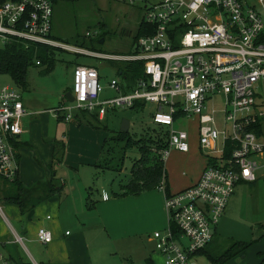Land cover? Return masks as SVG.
Segmentation results:
<instances>
[{
  "label": "built area",
  "instance_id": "built-area-1",
  "mask_svg": "<svg viewBox=\"0 0 264 264\" xmlns=\"http://www.w3.org/2000/svg\"><path fill=\"white\" fill-rule=\"evenodd\" d=\"M144 2L142 22L149 32L136 39L134 51L128 54L92 51L51 36L53 0L0 2V48L12 40H22L101 59L141 62L143 72L134 91L104 100L100 99L103 86L99 70L77 64L72 88L75 99L54 112H64V118L71 120L76 110L103 116L107 107L152 102L156 106L153 123L166 127L169 136L168 148L160 151L163 158L173 148L181 152L190 149L189 133L177 123L199 120L200 147L211 163L195 184L175 193L167 192L166 179L162 178L157 188L166 193L168 226L156 230L151 239L165 264H200L199 253L212 242L214 227L236 186L256 181L264 169V100L260 101L264 85V0ZM110 87L121 90L117 79ZM219 112L222 127L217 124ZM25 113L21 93L8 85L1 87L0 174L8 181L19 175L14 141L23 132ZM38 239L49 243L53 234L41 227Z\"/></svg>",
  "mask_w": 264,
  "mask_h": 264
},
{
  "label": "rangeland",
  "instance_id": "rangeland-1",
  "mask_svg": "<svg viewBox=\"0 0 264 264\" xmlns=\"http://www.w3.org/2000/svg\"><path fill=\"white\" fill-rule=\"evenodd\" d=\"M154 1L147 0V2ZM144 5V0H133L132 2L131 0H75L73 2L59 0L54 8V33L58 36V41L69 45L92 51L101 50L110 54H128L134 51L135 36L144 15ZM88 32L90 35H87ZM102 38H104V42L101 43L100 40ZM55 58V66L49 71H47V63L31 65L27 72L25 86L17 85L7 73L0 74V88L5 85L16 87L22 93L24 100L28 98L34 103L33 110L57 108L60 105L61 99L62 101L64 99L63 95L70 92L67 91L68 88H72L73 86L74 70L77 64L98 68L101 73V84L103 86V91L100 93L101 100L113 99L121 93H132L136 86L135 77L133 74H130L128 78L131 87L130 89L126 87V75L119 69V63L116 60H105L61 49H56ZM43 71L47 73H43ZM115 78L118 80L120 87L124 89L121 92L110 87V82ZM260 92L263 95V98L260 99L262 101L264 100V85L261 86ZM143 104L144 107L140 108L127 106L107 107L103 121L98 120V115L97 120H87L91 125H86L87 128L89 126L88 131H91V133L100 131L102 135L105 134L107 137H110L112 134H114L113 136H118V131H121L123 120L127 119L130 121L129 134L134 138H139L143 129L148 128H151L153 134L164 136L166 127L154 124L152 120V114L156 108L155 104L152 102H143ZM194 120H183L180 124L177 123L178 128L186 129L189 133L191 148L187 154H183L177 149H172L173 151L166 166L171 178L176 183L187 181L196 168V161L199 160V158H195L193 155L197 152L195 149L200 147H197V121ZM37 121L48 126L47 132L49 136H54L56 133L57 123L66 124L65 121H58L51 113H47V115L43 116V119L39 118ZM223 123V115L219 112L217 124L222 127ZM226 126L230 127V124L227 123ZM88 131L86 132L88 136L86 134L83 136L86 146L84 143L80 145L81 147L69 149L67 143H65V146L60 142L56 143L57 145L55 144L56 146L60 144L55 153L57 150L60 151V154L63 152L64 156L62 155V157H64L67 164L66 166L60 165L61 167L57 165L55 170L58 168V171L60 170L64 173L68 171L69 177H65L66 180L72 183L75 180L76 183L79 182V184L82 183V185L84 184L89 189L92 188L91 193L86 189L87 192L84 194L81 191L78 192L80 188H76V193L72 196L70 195L71 199L76 201V210L80 212H76L75 217L81 220L93 217L94 214L90 213V208L98 204V199L101 196L104 199V195H100L99 192L103 194L106 191L105 188L111 196L115 192L118 195H123L124 189L120 187V184L129 182L132 165L135 159L140 157V152L135 148L123 151L124 157L122 153L116 154L112 166L117 169L105 168V162H102V160L97 162L96 166L86 162H78L84 156L88 160L87 155L93 154L94 149L90 145V142L93 141ZM59 141H64L63 137L59 138ZM47 142V144L40 143L41 146L36 144V146L21 150L20 164L21 160L22 163L25 162L24 169H27L28 165L36 169H48V171L52 169L51 163L45 162V155L41 154V150H49L47 147L50 141L47 140ZM123 144L124 141L113 140L111 138L108 146L109 148L120 147ZM203 155L205 154L203 153ZM106 156L110 157L109 154ZM69 162H76V165L73 168L68 167L69 165L71 166ZM52 163L55 164L57 162L53 159ZM75 174L81 175V177H72ZM259 174L260 178L257 182H244L237 185L235 193L227 205L228 210L225 209L227 211H224L219 223L214 227L215 236L208 246V249H211L214 256L222 255L234 243H251L244 251L238 252L224 264H264V169ZM82 198H85V206L89 208L85 211V214H82ZM154 202V200L150 201L149 204L141 203L140 201L138 203L134 202L132 208L135 211L134 213L131 212L132 222H129L124 217V212H122L123 217H116L121 210V205L110 216L102 213V216L104 215L106 220L116 217L114 219L115 230H112V234H114L116 239H113V237L110 241L108 238L110 235H107L108 232H105L104 229L100 230L103 233L101 237L89 238L90 244L92 246L95 245V249H102L108 255H105V259L101 258L97 261L94 259L96 262H100L97 264H105V261H111V264H154V262L156 264H165L162 255L156 250L154 242H148L149 233L152 236L156 230H164L168 226L166 217L164 223L160 225L162 216ZM0 208L2 209L0 216L3 219H5L4 216H7L9 220H12L4 201L1 199ZM12 223L14 222L12 221ZM97 232L100 234L99 231ZM132 232H135L137 235H129ZM23 241L28 250L29 248L31 250L28 241L25 239ZM1 243L0 241V247ZM1 252L4 253L5 257V252ZM34 259L36 261L40 260L35 255ZM198 260L200 264H217L211 261L205 254L200 255Z\"/></svg>",
  "mask_w": 264,
  "mask_h": 264
},
{
  "label": "crops",
  "instance_id": "crops-1",
  "mask_svg": "<svg viewBox=\"0 0 264 264\" xmlns=\"http://www.w3.org/2000/svg\"><path fill=\"white\" fill-rule=\"evenodd\" d=\"M55 4L56 3H54V8H55ZM54 25H55V9L53 16L52 35L54 38L57 39L58 36L54 33ZM97 51H101V50H97ZM105 60H110V59H105ZM125 79L127 82V84L125 83V85L127 88H129V85L131 86L130 80L128 77H125ZM15 89L17 88L15 87ZM122 90L124 89L121 88L120 92ZM67 91L72 92L71 88H68ZM124 94H129V93L127 92L121 93L120 95H124ZM21 97L26 113L22 118L23 132L15 140V144H17V148H16L17 153L19 155L18 157L19 163L21 159V150H23L24 148L36 146V144L40 145V143L47 144L48 143L47 140H48L50 141L49 146L47 147L49 148V150L48 151L41 150V154L45 155L44 157L45 162L49 164L51 163L52 169H50L49 171L48 169H44V170L36 169L31 165H28L27 169L26 168L24 169L25 162L22 163L21 160V164H20L21 170L19 171L18 178L25 186L30 187L40 180H46L51 177H54L53 183L59 189V193L56 196H53L47 200L42 201L36 207L30 210L27 214H23L21 212V208L19 207V205L9 202L5 200L2 196H0V199L4 201L6 205V209L12 219L9 220L7 216H4L5 219H3L0 216V241L2 242L0 249L1 251L5 252V257H4V253L0 251L1 252L0 264H97L100 263L96 261L100 260L101 258L105 259V257L108 255L106 254V251H103L102 249H95L94 248L95 245L92 246L90 244L89 238L98 237V236L101 237L103 233L100 232V230L104 229L105 232H108L107 235H110L108 238L111 241V239L114 237V234H112V230L113 229L115 230L114 219L116 217H123L122 212H124V217L129 222L133 221L131 212L134 213L135 211V209L132 208L134 202L138 203L140 201L141 203L143 202L149 204L150 201L154 200L155 201L154 203L162 216L160 225L164 223L165 217H166V223L168 222L166 207H165L166 193L165 191H161L158 188L152 190H145L137 195L128 194L123 196L118 195L117 192L113 193V195L111 196L109 191L105 188L106 191L103 194L99 192L100 195H104V199L101 196L102 199L101 198L98 199V204L95 205L93 208H90L91 209L90 213L94 214L93 217L90 219L87 218L86 220L84 219L81 220L80 218L77 219L75 215L76 212L79 211L76 210V206H75L76 201L71 199V196L76 193L77 190L76 188H80L78 192L81 191V193L83 194L87 192L86 189H88V192L91 193L92 188L89 189V187L85 186L84 184L82 185V183L81 184H79V182L76 183L75 180H73V183L69 180H66L65 177L67 178L69 177L68 171L64 173L63 171L60 170L59 172L58 168L55 170L57 165L59 167H61L62 165L65 166L67 165L65 163L64 157H62L60 161L58 162L56 161L57 162L55 163L56 165L53 164L52 162L54 159L55 150L57 149V147H60V144H58L59 146H56L57 145L56 143L60 142L63 144V146H65V143H67L69 149H71L72 147H81L80 145H83L84 143H85L84 145L86 146V141L83 139V136L89 130L88 129L89 126L87 128L86 125H90L88 123L89 120H96V118H94L95 116L92 115V113H88V112L84 113L83 111L76 110L74 111V117L71 120H66L64 118V114H65L64 112L60 113L59 115H57L54 112L56 107L47 110L43 108L33 110L34 109L33 107L35 106L34 103L28 98L24 100L22 93H21ZM63 97L64 99L63 101L61 99L60 105H62L63 103H67L68 105L73 103L68 100L67 93H65ZM65 100H67V102H65ZM140 107H144L143 101H138L134 105V108H140ZM47 113L49 114L51 113L55 118L58 119V121L60 122L65 121L67 124L66 125L65 123H57L56 133L54 134V136L48 135L47 132L48 126H45L43 123L37 121V119L39 118L43 119V116L47 115ZM95 113L96 115H98L97 112ZM105 115L98 116L99 120L103 121L105 119ZM193 119L197 121V137H198L197 147H199L200 146L199 134H198L199 120L197 118H193ZM88 132L93 141L90 142V145L94 149L93 154L87 155L88 160H86L84 156L80 160H78V162H86L90 165L96 166V163L101 161L103 158L102 148L105 143V140L108 137L105 134L102 135L100 131H97L95 133H91V131ZM86 136L88 135L86 134ZM61 137H63L64 140L62 142L59 141V138ZM190 148H191V144H190ZM199 148H200L199 150L200 153L198 151ZM199 148L198 149L196 148L195 151L197 152L193 154L195 158L196 157L199 158V160L196 161L197 162L196 168L193 174L191 175V177L184 183L174 182L175 180L171 178L168 168L166 166V163L168 164V160L173 150L171 149L169 155L166 158H164L165 171L167 174V182H168L167 184L168 193L183 190L195 184L199 180L204 169L209 165V163H211V158L209 157V155H207L201 149V147ZM189 152L190 149L187 152H181V153L187 154ZM203 153L206 156L203 155ZM69 164H71V166L69 165L68 167L73 168L74 165H76V162L75 163L69 162ZM72 177L79 178L81 177V175L75 174ZM259 178H260V174L258 175L257 180L254 182H257ZM240 183H244V182H240ZM247 183H253V182H247ZM126 184L127 182L121 183L120 187L123 189L122 186ZM230 201L231 200H229V202ZM85 205H86L85 198H82L81 199L82 214H85V211L89 209ZM119 205H121V210L116 217L106 220V217L104 215L102 216V213L108 216L112 215V213H115L118 210ZM226 209L228 210V206ZM12 221L14 223H12ZM15 225L17 228L15 227ZM41 227L49 229L52 232L53 239L51 242L43 243L38 239V230ZM109 230L111 231V233ZM97 231H99L100 234ZM129 235H137V234H135V232H132ZM18 237L21 238L22 240L21 241L18 240L17 239ZM148 237H149L148 242H154L151 239L150 233ZM23 239L28 241L31 250L30 248L28 250L27 246L24 244ZM113 239H116V237H114ZM34 255L40 260L36 261L34 259ZM104 263L111 264V261L110 262L105 261ZM154 264L156 263L154 262Z\"/></svg>",
  "mask_w": 264,
  "mask_h": 264
},
{
  "label": "trees",
  "instance_id": "trees-1",
  "mask_svg": "<svg viewBox=\"0 0 264 264\" xmlns=\"http://www.w3.org/2000/svg\"><path fill=\"white\" fill-rule=\"evenodd\" d=\"M3 1L5 0H0V2ZM58 1L59 0H53L54 3H57ZM62 1L73 2L75 0ZM148 32L149 31L145 27V24L142 22L138 27L135 41L138 37L147 34ZM51 36L53 35L51 34ZM56 49L58 48L40 45L37 43L27 44L22 40H12L0 48V57L3 60V73L9 74L17 85L25 86L28 69L31 65L36 64V60L40 61L39 65L47 63V71L54 68L56 61ZM117 63H119V69L125 73L126 77H129L130 74H133L135 80H137V78L140 77L143 72V64L141 62L118 61ZM43 73L47 72L43 71ZM130 87L131 86L129 85V89ZM132 108H134V106ZM83 112L86 113L85 111ZM92 115L95 116L94 118H96V120L98 119L96 113H92ZM118 133V136H113L114 134H112L110 137H108L103 145L102 162H105V168L117 169L112 166V162L115 160V155L122 153L123 156V151L125 152V150L129 148H135L140 152V157L135 159L132 165L129 182L122 186L124 189L123 195H137L145 190L155 189L161 183L163 177L166 179V190L168 191L165 162L164 158L160 154V151L162 149L168 148L169 145L167 129L164 133V136L153 134L151 128L143 129L139 138H134L131 136L129 131H118ZM111 138L113 140L124 141V144L120 147L109 148L108 144ZM14 145L17 148L15 141ZM107 154H109L110 157H107ZM62 155L63 152L60 154V151L57 150L54 155L55 161H60L62 159ZM226 155H230L229 147ZM122 163H124V161H122ZM53 180L54 177H51L46 180H40L34 185L27 187L19 180L18 177L14 181H8L0 174V196L9 202L19 205L21 212L23 214H27L42 201L56 196L59 193V189L53 183ZM250 244L251 243L247 242L240 244L234 243L220 256H214V254L211 252V249H208V245L199 254L207 255L214 263L224 264L238 252L244 251L250 246Z\"/></svg>",
  "mask_w": 264,
  "mask_h": 264
},
{
  "label": "water",
  "instance_id": "water-1",
  "mask_svg": "<svg viewBox=\"0 0 264 264\" xmlns=\"http://www.w3.org/2000/svg\"><path fill=\"white\" fill-rule=\"evenodd\" d=\"M101 42H104V39H101ZM67 96L70 102L74 101L75 97L72 92H68ZM129 128H130V121L127 119H124L122 122L121 131L127 132L129 131Z\"/></svg>",
  "mask_w": 264,
  "mask_h": 264
}]
</instances>
